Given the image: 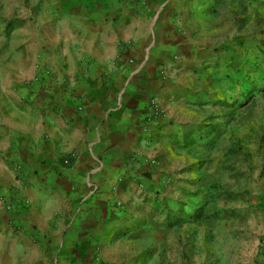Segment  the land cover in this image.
I'll return each instance as SVG.
<instances>
[{
    "label": "rangeland",
    "instance_id": "374dc122",
    "mask_svg": "<svg viewBox=\"0 0 264 264\" xmlns=\"http://www.w3.org/2000/svg\"><path fill=\"white\" fill-rule=\"evenodd\" d=\"M104 1L0 0V244L23 228L14 204L29 183L11 156L43 111L23 77L51 69L61 8ZM213 2L194 58L163 79L140 161L116 173L119 195L136 189L112 205L125 215L91 223L105 234L78 264H264V0Z\"/></svg>",
    "mask_w": 264,
    "mask_h": 264
},
{
    "label": "crops",
    "instance_id": "0c3cea01",
    "mask_svg": "<svg viewBox=\"0 0 264 264\" xmlns=\"http://www.w3.org/2000/svg\"><path fill=\"white\" fill-rule=\"evenodd\" d=\"M213 1L106 0L61 8L51 69L23 77L30 83L21 97L43 111L31 113V138L11 156L29 185L14 204L22 231L0 244V264H48L58 253L60 264H78L79 248L93 251L105 234L91 223L125 215L112 205L130 199L135 188L119 195L117 174L140 161L155 109L170 92L163 79L194 58L191 36L197 24L210 22Z\"/></svg>",
    "mask_w": 264,
    "mask_h": 264
},
{
    "label": "built area",
    "instance_id": "2783aa9c",
    "mask_svg": "<svg viewBox=\"0 0 264 264\" xmlns=\"http://www.w3.org/2000/svg\"><path fill=\"white\" fill-rule=\"evenodd\" d=\"M64 164H65V165H69V164H70L69 159H66V160L64 161Z\"/></svg>",
    "mask_w": 264,
    "mask_h": 264
},
{
    "label": "trees",
    "instance_id": "16d2710c",
    "mask_svg": "<svg viewBox=\"0 0 264 264\" xmlns=\"http://www.w3.org/2000/svg\"><path fill=\"white\" fill-rule=\"evenodd\" d=\"M26 1H29V0H26Z\"/></svg>",
    "mask_w": 264,
    "mask_h": 264
}]
</instances>
